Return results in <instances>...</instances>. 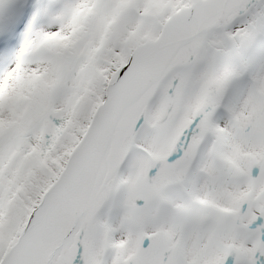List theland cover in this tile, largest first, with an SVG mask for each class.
I'll return each instance as SVG.
<instances>
[{
	"label": "snow or ice",
	"instance_id": "snow-or-ice-1",
	"mask_svg": "<svg viewBox=\"0 0 264 264\" xmlns=\"http://www.w3.org/2000/svg\"><path fill=\"white\" fill-rule=\"evenodd\" d=\"M0 264H264V0H0Z\"/></svg>",
	"mask_w": 264,
	"mask_h": 264
}]
</instances>
